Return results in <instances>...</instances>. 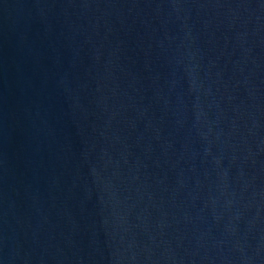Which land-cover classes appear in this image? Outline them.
Listing matches in <instances>:
<instances>
[{"label":"water","instance_id":"water-1","mask_svg":"<svg viewBox=\"0 0 264 264\" xmlns=\"http://www.w3.org/2000/svg\"><path fill=\"white\" fill-rule=\"evenodd\" d=\"M0 264H264V0H0Z\"/></svg>","mask_w":264,"mask_h":264}]
</instances>
